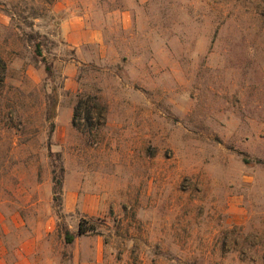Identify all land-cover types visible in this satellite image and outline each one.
<instances>
[{
    "label": "rangeland",
    "instance_id": "374dc122",
    "mask_svg": "<svg viewBox=\"0 0 264 264\" xmlns=\"http://www.w3.org/2000/svg\"><path fill=\"white\" fill-rule=\"evenodd\" d=\"M2 221L32 264H264V0H0Z\"/></svg>",
    "mask_w": 264,
    "mask_h": 264
},
{
    "label": "crops",
    "instance_id": "0c3cea01",
    "mask_svg": "<svg viewBox=\"0 0 264 264\" xmlns=\"http://www.w3.org/2000/svg\"><path fill=\"white\" fill-rule=\"evenodd\" d=\"M73 25L72 28L70 21H65L63 23V31L66 38L75 46L83 44L84 42L97 41V32L86 27L80 19L78 20V24L75 23ZM76 28L78 29L79 35L72 37L70 32ZM3 221L0 225H3ZM35 243L36 241L34 238L25 237L19 241L16 247L10 249L4 244V240L0 234V264H32V258L38 252Z\"/></svg>",
    "mask_w": 264,
    "mask_h": 264
},
{
    "label": "trees",
    "instance_id": "16d2710c",
    "mask_svg": "<svg viewBox=\"0 0 264 264\" xmlns=\"http://www.w3.org/2000/svg\"><path fill=\"white\" fill-rule=\"evenodd\" d=\"M5 65L4 63L1 66V71H4ZM46 70L48 73H51V67L49 64H46ZM89 100H92L95 102L93 105H90V101L88 100L87 102L85 100H79L78 103L75 106L74 109V116H73V124L77 126L75 120L77 117H80L82 120H85L87 122L92 121L93 119L98 120V121H105V108L104 106L99 102L97 97H89ZM56 103H57V98L55 97L54 100L52 101L50 108H49V117L48 119H52L55 115L56 111ZM97 111V114L95 115V112ZM54 122H51V132L54 131ZM54 196L55 200L58 199L57 193L60 191L61 187V182L60 180L54 181ZM91 226L86 225V220L81 219L79 222V228H78V234L82 235L90 230H92ZM77 235L71 232L69 229H65L64 231V240L67 245H71L74 243Z\"/></svg>",
    "mask_w": 264,
    "mask_h": 264
}]
</instances>
